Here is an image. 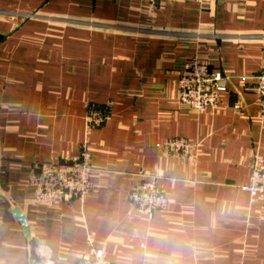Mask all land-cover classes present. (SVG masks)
Returning <instances> with one entry per match:
<instances>
[{
    "label": "crops",
    "instance_id": "obj_1",
    "mask_svg": "<svg viewBox=\"0 0 264 264\" xmlns=\"http://www.w3.org/2000/svg\"><path fill=\"white\" fill-rule=\"evenodd\" d=\"M198 59L230 77L207 112L179 101ZM264 0H0V264H31L41 236L51 264L105 251L111 264H264V201L252 202L264 158L257 77ZM110 119L87 131V104ZM168 138L198 143L196 162L167 155ZM92 152L85 199L38 203L35 165ZM156 179L166 210L139 212L134 186Z\"/></svg>",
    "mask_w": 264,
    "mask_h": 264
},
{
    "label": "built area",
    "instance_id": "obj_2",
    "mask_svg": "<svg viewBox=\"0 0 264 264\" xmlns=\"http://www.w3.org/2000/svg\"><path fill=\"white\" fill-rule=\"evenodd\" d=\"M230 77L221 71L212 70L207 64L194 58L187 62L180 74L179 101L198 112L214 110L223 102L229 91ZM257 93L260 98L261 117L264 119V65L257 77ZM109 105L87 104V131L103 127L110 119ZM198 143L187 138H168L163 149L168 156L190 163L196 162L195 152ZM92 152L85 143L78 155L58 162H47L32 167L30 185L34 189L38 203L57 205L74 199L83 200L88 196L93 183L91 174ZM244 189L250 194L252 202L264 201V158L256 155L251 182ZM131 201L136 209L151 215L158 210H166L170 201L165 190L156 179L143 180L136 184L131 192ZM31 264H51L52 251L41 236L29 239ZM73 264H111L102 249L91 254L71 252Z\"/></svg>",
    "mask_w": 264,
    "mask_h": 264
},
{
    "label": "water",
    "instance_id": "obj_3",
    "mask_svg": "<svg viewBox=\"0 0 264 264\" xmlns=\"http://www.w3.org/2000/svg\"><path fill=\"white\" fill-rule=\"evenodd\" d=\"M14 213H15V216L17 217V219L20 220L21 223L23 224L26 237H28V239H30L29 226H28L27 221L25 220L23 214L21 213V211L18 208L14 209Z\"/></svg>",
    "mask_w": 264,
    "mask_h": 264
}]
</instances>
